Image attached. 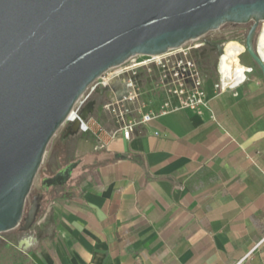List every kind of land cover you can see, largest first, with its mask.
Instances as JSON below:
<instances>
[{"label":"crops","instance_id":"crops-1","mask_svg":"<svg viewBox=\"0 0 264 264\" xmlns=\"http://www.w3.org/2000/svg\"><path fill=\"white\" fill-rule=\"evenodd\" d=\"M234 42L233 64L253 71L218 95L208 75L217 120L178 110L130 139H88L81 157L117 151L142 166L99 161L52 186L38 229L19 242L26 264H264V76ZM259 50L264 58V28Z\"/></svg>","mask_w":264,"mask_h":264},{"label":"water","instance_id":"water-1","mask_svg":"<svg viewBox=\"0 0 264 264\" xmlns=\"http://www.w3.org/2000/svg\"><path fill=\"white\" fill-rule=\"evenodd\" d=\"M251 21L245 48L264 76L255 41L264 0H0V233L28 231L52 186H69L93 169L82 167L120 158L139 163L129 153L102 151L79 157L55 176L43 168L47 197L35 194L25 213L47 146L97 77L132 56L162 54L227 23ZM206 43L223 54L220 43ZM94 107L90 102L82 118ZM79 132V121L65 130Z\"/></svg>","mask_w":264,"mask_h":264},{"label":"built area","instance_id":"built-area-1","mask_svg":"<svg viewBox=\"0 0 264 264\" xmlns=\"http://www.w3.org/2000/svg\"><path fill=\"white\" fill-rule=\"evenodd\" d=\"M206 35L162 54L132 56L106 70L79 97L65 124L79 121L81 133L92 135L98 143L107 145L119 135L130 139L138 126L178 110L209 114L212 120H217L206 89L209 72V62L204 55L209 46ZM227 44H223L224 52L215 65L216 95L236 90L247 81V73L253 71L252 67H234L233 71L222 67ZM227 60L231 62V57ZM99 99L106 117L104 121L95 114ZM92 101L95 102L94 110L83 119L82 112Z\"/></svg>","mask_w":264,"mask_h":264},{"label":"rangeland","instance_id":"rangeland-1","mask_svg":"<svg viewBox=\"0 0 264 264\" xmlns=\"http://www.w3.org/2000/svg\"><path fill=\"white\" fill-rule=\"evenodd\" d=\"M253 23V21L246 24L238 25L227 23L221 26L215 33L211 32L205 37H212L213 39H217L221 42H224V44L228 43V52L231 55L234 50L232 44L230 43H236L234 41H237L245 46L247 33ZM263 28L264 22L259 24V31L256 43L259 42V38L263 31ZM204 55L206 56L209 62L208 75H212V72L215 71V65L218 61V58L210 49H207V51L204 52ZM247 55L248 53L246 52L244 56L246 57ZM254 68L256 72L259 71L256 65L254 66ZM95 114L99 117L100 120H106V117L101 108L100 99ZM68 126V124L62 125V127L56 132V134L51 139L49 145L47 146L42 165L36 175L31 192L27 198L25 213H27L26 211L29 210L35 194H38V192H42V194H44V197H47V193L41 187L40 179L44 177L45 174H47L48 176H54L62 167L81 157V154L87 150V140L95 139L92 135L84 134L81 132L67 137L65 130ZM43 168L46 169L45 174L43 172ZM53 189L54 188H52V190ZM37 227L38 226L35 223L28 231H19L18 227L10 231L0 233V264H26L24 259L25 253L23 252V249L19 246V242L25 236H32L33 231H35Z\"/></svg>","mask_w":264,"mask_h":264},{"label":"bare ground","instance_id":"bare-ground-1","mask_svg":"<svg viewBox=\"0 0 264 264\" xmlns=\"http://www.w3.org/2000/svg\"><path fill=\"white\" fill-rule=\"evenodd\" d=\"M240 47H241V51L236 55V58L239 56V54L243 51L244 47L239 44ZM228 46V45H227ZM226 46V47H227ZM231 57V62H229L227 59ZM222 67L225 68V69H231V71H233V68L235 67L236 69H239L236 65L233 64V61H232V56L229 54L228 52V48H225V59H224V62L222 64Z\"/></svg>","mask_w":264,"mask_h":264},{"label":"flooded vegetation","instance_id":"flooded-vegetation-1","mask_svg":"<svg viewBox=\"0 0 264 264\" xmlns=\"http://www.w3.org/2000/svg\"><path fill=\"white\" fill-rule=\"evenodd\" d=\"M258 31H259V27H258V29H257L256 39H255V41L257 40ZM211 39H212V41H215V42L220 43L222 46H223V44H224V42H221V41H219V40H217V39H213L212 37L209 38V40H211ZM207 49L212 50V51L214 52L215 56H216L217 58L219 57L218 52H217V50H216L215 48L208 46V47L206 48L205 51H207ZM224 59H225V53H224V56H223V59H222V63H221V64H223ZM67 128H68V127H67ZM67 128H66V129H67ZM71 135H74V134H70V133L66 134L67 137H68V136H71ZM66 167H67V166H66ZM66 167H65V168H66ZM63 169H64V168H63ZM61 170H62V169H61ZM61 170H60V171H61ZM60 171H58V172H60ZM58 172H57V173H58ZM57 173H56V174H57ZM56 174H55V175H56ZM55 175H54V176H55ZM46 188H47V187H46ZM49 188H50V187H49Z\"/></svg>","mask_w":264,"mask_h":264},{"label":"trees","instance_id":"trees-1","mask_svg":"<svg viewBox=\"0 0 264 264\" xmlns=\"http://www.w3.org/2000/svg\"><path fill=\"white\" fill-rule=\"evenodd\" d=\"M255 63V62H254ZM255 65L259 68V66L255 63ZM259 70H260V72L262 73V71H261V69L259 68ZM75 163H78V161H76V162H72V163H70V164H68V166L69 165H72V164H75Z\"/></svg>","mask_w":264,"mask_h":264}]
</instances>
